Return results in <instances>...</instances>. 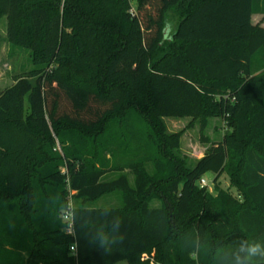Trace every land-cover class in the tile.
Listing matches in <instances>:
<instances>
[{"label":"trees","instance_id":"16d2710c","mask_svg":"<svg viewBox=\"0 0 264 264\" xmlns=\"http://www.w3.org/2000/svg\"><path fill=\"white\" fill-rule=\"evenodd\" d=\"M261 11L264 0H0L9 40L36 64L0 91V264H225L220 249L264 243ZM166 116L199 118L203 142L210 117L230 131L189 167ZM208 172L239 196L200 186ZM115 191L120 208L76 204Z\"/></svg>","mask_w":264,"mask_h":264},{"label":"rangeland","instance_id":"374dc122","mask_svg":"<svg viewBox=\"0 0 264 264\" xmlns=\"http://www.w3.org/2000/svg\"><path fill=\"white\" fill-rule=\"evenodd\" d=\"M253 23H261L264 26V11L256 12L252 16ZM170 30L175 28L178 19L171 20ZM8 18L6 15L0 14V91H4L11 85H13L21 77H29L31 71L36 67L33 60V55L30 50L14 44L9 40L8 37ZM170 32V31H169ZM34 80L33 77H30ZM166 126L167 133H181L180 147L176 151V154L183 158L187 166H193L196 161L201 158L212 142H218L222 140L224 133L226 134L230 129L225 125L223 118L221 117H210L208 120V126L204 135L208 137L209 142H203L201 139L200 131V120L197 117L185 116L175 117L166 116L163 118ZM56 144L60 149L56 135L53 133ZM146 168L150 174H154V166L152 162L146 163ZM128 175L131 184H134V176L128 170L125 171ZM117 173H111L108 175V179L117 177ZM208 182L206 187L208 191L215 195V187L221 186L223 188H229L234 195L239 196V191L235 186L230 185V180L226 172H222L218 178L217 183H214L215 174L208 172L203 176ZM200 182H198L199 184ZM200 186L201 183H200ZM122 191H115L112 193L105 194L96 200H83L76 204L85 205L95 208H106V207H122ZM151 204L153 206H159L161 201L154 199ZM75 201L73 198L70 199V206L73 208ZM67 231V228L64 229ZM147 257H145L146 259ZM116 264H129L127 260L119 261Z\"/></svg>","mask_w":264,"mask_h":264},{"label":"clouds","instance_id":"9594fccd","mask_svg":"<svg viewBox=\"0 0 264 264\" xmlns=\"http://www.w3.org/2000/svg\"><path fill=\"white\" fill-rule=\"evenodd\" d=\"M224 251L229 253L225 264H264V243L260 241L241 240L229 249H220L217 255Z\"/></svg>","mask_w":264,"mask_h":264},{"label":"built area","instance_id":"2783aa9c","mask_svg":"<svg viewBox=\"0 0 264 264\" xmlns=\"http://www.w3.org/2000/svg\"><path fill=\"white\" fill-rule=\"evenodd\" d=\"M130 13H131L132 16L135 14V9L133 7L130 9ZM200 183H201L202 186H205V185L208 184V182L206 181V179L204 177H202L200 179ZM63 217H64L65 222H67V224H68L66 232L72 233L73 232V229H72V225H73V222H72V207H71L70 210H68V211H66L64 213ZM73 245L70 247V250L72 252H76V245H75L74 248H73Z\"/></svg>","mask_w":264,"mask_h":264}]
</instances>
